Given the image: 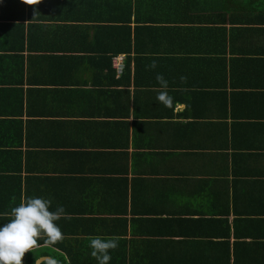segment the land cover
Instances as JSON below:
<instances>
[{"label": "crops", "instance_id": "crops-1", "mask_svg": "<svg viewBox=\"0 0 264 264\" xmlns=\"http://www.w3.org/2000/svg\"><path fill=\"white\" fill-rule=\"evenodd\" d=\"M0 56V224L64 209L22 264H264V0H0Z\"/></svg>", "mask_w": 264, "mask_h": 264}, {"label": "clouds", "instance_id": "clouds-1", "mask_svg": "<svg viewBox=\"0 0 264 264\" xmlns=\"http://www.w3.org/2000/svg\"><path fill=\"white\" fill-rule=\"evenodd\" d=\"M147 67L155 68L152 61ZM183 80L184 78L181 77ZM156 81L162 91L156 100L165 107L170 106L172 98L166 94L168 81L157 74ZM51 202L42 197H28L10 211L7 223L0 224V264H22V257L31 250L37 238L47 237L51 242L62 238L59 226L55 223L64 213L62 206L50 210ZM118 246L117 237L94 236L89 239L90 255L97 264H108L111 259L110 250ZM50 264H56L49 258Z\"/></svg>", "mask_w": 264, "mask_h": 264}, {"label": "trees", "instance_id": "trees-1", "mask_svg": "<svg viewBox=\"0 0 264 264\" xmlns=\"http://www.w3.org/2000/svg\"><path fill=\"white\" fill-rule=\"evenodd\" d=\"M187 2H188L189 5H193V4L198 3V0H187ZM126 50H127V52L130 51L129 48H126ZM122 51H125V49H122ZM13 59H14V68L19 71V74H22L23 67L20 64V62H21L20 60L22 59V56H16V57H13ZM3 64H4V62L2 61V56H0V70L2 69V67H7V63L6 62H5V65L4 66H3ZM31 112L32 111L30 110L28 112V114H31ZM23 115H24L23 103L20 102V101H17V103H16V110L14 112V115H12V116H17V117H14V118L17 119L15 122L18 125H21L23 123V120L21 119ZM29 123H31V121ZM20 129H22L21 126H19V129H18V132L19 133L17 132L18 134H21V130ZM33 261H34L33 259H32V262L30 260L28 264H32ZM148 261H150V259H148L146 262H148ZM225 262H226V264H229V255H228L227 252L225 254ZM41 264H49V263L42 262ZM143 264H146V263H143ZM148 264H150V263L148 262Z\"/></svg>", "mask_w": 264, "mask_h": 264}, {"label": "built area", "instance_id": "built-area-1", "mask_svg": "<svg viewBox=\"0 0 264 264\" xmlns=\"http://www.w3.org/2000/svg\"><path fill=\"white\" fill-rule=\"evenodd\" d=\"M114 65H115V68H116L117 72H120L121 68H122L121 58L120 57L115 59Z\"/></svg>", "mask_w": 264, "mask_h": 264}, {"label": "water", "instance_id": "water-1", "mask_svg": "<svg viewBox=\"0 0 264 264\" xmlns=\"http://www.w3.org/2000/svg\"><path fill=\"white\" fill-rule=\"evenodd\" d=\"M34 264H38V262H35Z\"/></svg>", "mask_w": 264, "mask_h": 264}]
</instances>
